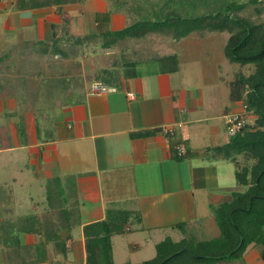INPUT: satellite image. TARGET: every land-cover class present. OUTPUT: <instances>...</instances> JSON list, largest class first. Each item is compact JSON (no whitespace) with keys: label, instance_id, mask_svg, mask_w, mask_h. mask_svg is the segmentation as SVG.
Wrapping results in <instances>:
<instances>
[{"label":"crops","instance_id":"1","mask_svg":"<svg viewBox=\"0 0 264 264\" xmlns=\"http://www.w3.org/2000/svg\"><path fill=\"white\" fill-rule=\"evenodd\" d=\"M16 1L0 0V19L4 18L0 27V233H11L12 238L24 233L19 237L27 248H35L41 237L26 233H63V243L54 245V251L48 247V255L53 254L43 264H86L84 227L115 212L129 216L125 228L129 233H175V239L170 237L174 242L219 239L217 210L243 189L237 184L233 163L209 158L204 151L210 147L196 143L207 128L204 122L224 120L233 113L249 117L242 103L230 100V89L228 101L219 102L222 86L229 88L231 80L220 76L210 90L205 85L191 89L185 80L194 77L195 65L186 63L188 55L180 44L187 42L191 59L198 57L207 32L181 39L151 34L130 39L127 48L118 43L106 50L104 36L134 22L128 15L130 6L85 0L20 11ZM19 31L24 43L36 38L45 44L43 56L49 58L51 68L59 73L62 67L61 73L70 78L68 86L51 90V107L40 114L35 108L25 115L16 113L21 111L17 92L44 87L42 73L32 72L36 65L20 55L6 54L7 46H16ZM193 35L197 40L189 39ZM93 46L98 47L96 56L77 63L68 52L72 47ZM116 49L118 56L133 53L132 60L114 59ZM28 72L32 79L24 80ZM112 72L117 75L109 77ZM101 74L107 78L103 80ZM96 84L116 91L94 93ZM129 93H134V99ZM167 128L173 133L166 134ZM209 134L213 140V131ZM229 140L228 136L211 147ZM180 144L187 148L185 156L177 151ZM224 162L234 165L231 174ZM54 181L57 187L51 186ZM49 187L77 190L73 203L65 195L63 209L74 212L78 226L68 228L62 214L49 209L44 198ZM76 231L80 239L73 236ZM8 251L0 245L1 264ZM219 263L264 264V257L260 249L250 248L239 260Z\"/></svg>","mask_w":264,"mask_h":264},{"label":"trees","instance_id":"2","mask_svg":"<svg viewBox=\"0 0 264 264\" xmlns=\"http://www.w3.org/2000/svg\"><path fill=\"white\" fill-rule=\"evenodd\" d=\"M84 1L17 0L16 8L27 11ZM112 1L115 6H130L132 13L128 15L134 22L122 31L108 34H114L115 38L105 40L103 47L106 50L125 38L140 40L157 33L174 34L176 39L195 32L229 33L225 57L230 63L239 65L235 79L229 84L230 100L242 103L247 117L252 119V124H247L242 132L230 137L229 143L204 151L213 160L233 163L237 184L244 188V191L234 193L231 202L217 210L220 238L207 243L187 238L174 242L167 238L157 245L156 257L142 264H218L239 260L250 248L260 249L264 257V23L241 14L250 7L263 5L264 0L227 3L226 10L219 6L218 0ZM57 52L64 53L60 49ZM240 156L242 158L239 160ZM57 185L56 181L51 184L53 187ZM61 192L58 193V196L63 194V205L60 203L61 209H58L62 214L61 219L65 220L68 228L76 227L79 222L74 220V212L63 209L66 194ZM54 198L55 195H48V199ZM49 203V206L56 208L53 201ZM128 221L127 214L115 212L105 221L84 227L86 264H115L112 238L126 233ZM10 234L0 233V245L11 251L5 254V264H18L21 260L23 263L26 261L25 264H43L51 256L48 255V247L63 243V233H26L41 237V242L35 248H27L22 247L19 237L24 233H18L14 238ZM66 234L70 236L71 233ZM19 249L27 258L20 261L15 258Z\"/></svg>","mask_w":264,"mask_h":264},{"label":"rangeland","instance_id":"3","mask_svg":"<svg viewBox=\"0 0 264 264\" xmlns=\"http://www.w3.org/2000/svg\"><path fill=\"white\" fill-rule=\"evenodd\" d=\"M218 1H219V6L222 5V7L226 10L227 3H231V2L246 3L249 0H218ZM259 8L261 9L260 12H259ZM241 14H242V16L244 14H246V16L251 17L253 20H255L257 22H263L264 23V4L258 5L257 8L250 7L244 13H241ZM3 22H4V18L0 19V27L3 24ZM20 34L21 33L19 31V33L17 34L16 41H15V43H17V44H15L16 45L15 47L10 48V46H7L6 48L9 50L7 51L6 48H3V50H4V52L7 51L6 54H12V55L17 56V57H18V55H20L24 59H28L31 66L36 65V67L32 69V72L40 71L42 73V77L40 80L42 81V85L44 87L37 88L33 92H29V91H27V89H24V90L19 89L20 91H19V93L17 92L16 96H18L20 98V104L21 105H20L19 109L21 111L17 110L16 113H18L19 115H20V113L21 114L23 113L25 115L26 110H28V112H29V111H31V110H29L30 108H32V109L35 108V109H40V110H37V113L39 112V114H40L42 111H47L50 109V107H51L50 99L53 96L51 94L52 91L59 89L60 87L64 86V84H66V83L68 86L69 85L68 82L70 83V78L65 74V72H62L65 75L61 73L62 67H61V69L58 68L59 73H57L58 72L57 70H56L57 72H55V69L51 68L49 61H48L49 58L48 57L44 58V56H43L44 51L47 49L45 44H41L40 42H38L36 40V38L31 39V40H35V41L24 43L22 41L24 39V37H22ZM206 34H207V36H206L204 42H202V41L200 42V44L202 46V48H201L202 52H200L198 54V57L196 56L193 59H191V45L189 47L185 46V44L187 42H182L180 44V45H182L181 48L183 50L185 49V55H188V61L186 63L191 64V66L195 65V67L193 68V73H195L194 77H188L185 79L187 82L190 83L189 86L191 87V89L200 90V88L204 87V85H205L210 90V88L215 87L214 83L215 82L217 83V78L220 76H223L226 80L233 81V79H235V75L239 69V65L230 63L229 60L225 57L224 49H225L226 43L230 37V34L226 33V32L225 33H217V32H213V33L209 32L208 33L207 32ZM166 35H169V34L166 33ZM24 36H26V34ZM105 36H106V38L104 39V41L106 39L110 41L111 39L115 38L114 34H111L110 36H107V35H105ZM173 36H174V34H173ZM191 38L194 40H197V37L195 35L191 36L189 39H191ZM18 39L20 40V42L18 41ZM129 41H130V39L125 38L124 41L120 42L121 43L120 45L125 46V45H127V43ZM18 43H20V44H18ZM123 43H125V45H123ZM127 47H128V45L126 46V48ZM72 48L73 49L68 50V52L70 53V55H72L73 62L77 63L81 59L85 60L86 57H88V59L95 57L96 53L94 50H96L98 47L93 46L91 48H83V49L78 48V47H72ZM101 50H103V49H101ZM101 50H100V52H101ZM120 50L121 49H119V51ZM103 52H104V50H103ZM32 54H34L33 59H31ZM132 54L133 53H129V55L120 54L118 56V50L116 49V51H114V54H113L114 56L113 55H111V56H113L114 59L122 56L123 60L126 61L128 59L132 60V57H133ZM111 56H109V57H111ZM120 59L118 61H120ZM58 63H60V62H58ZM108 70L112 71V69H108ZM116 75L117 74L115 72H112V73H110L109 77H113ZM23 76H24V80L32 79L30 77L31 75L29 74V72L25 73ZM37 76H39V74H37ZM78 77H79V75H78ZM100 77H102V79L104 80V78H107V75L101 74ZM49 85H52V86H49ZM57 85L59 88H56ZM45 87H46V89H45ZM228 93H229V88L226 86L225 87L222 86L221 94L219 96L220 97L219 102L224 103V102L228 101L227 100L228 98L225 100ZM5 96H7V95H5ZM221 96H222V98H221ZM246 119H247V124H252V119L250 117L246 118ZM223 124H224V120H221V119L212 120L209 123L204 122L203 125H204V127H207V128L203 129L202 137H200L201 140L198 141L196 144L199 145V143H200L199 146L202 148V146H204V145L211 147L213 145H218L221 142H223V139H226L228 137L226 135L227 134L226 130L224 131L225 126H223ZM210 130H211V132L213 131L212 136L215 137L213 140L210 139V136H211L209 134ZM214 133L218 134V137ZM241 158L242 157L240 156L239 160ZM224 165H226V167H228V169L230 170V174H231V171H234V169H235L234 165H230L228 162H224ZM230 182L233 186H236V184H234V180L232 182V179H231ZM72 188H75V186H73ZM240 188L243 189L242 191H244L243 187H240ZM72 190L70 188H69V190L68 189L64 190V192L66 193L68 202H70V203H73L74 198H76L78 196L77 190L76 189H74V191H72ZM44 192H45L44 198H46L48 203L50 201H53L54 204L56 203L58 205L59 202H61V200L63 199L62 198L63 194L60 195L61 197L58 196V193H63V192H61L60 189L54 190L51 187H49ZM49 194L55 195V198L54 199H48ZM55 207L56 208H52L50 206L49 209H55V210L59 211L58 210L59 206H55ZM72 234L76 239L81 238V234L79 232L72 233ZM174 234L175 233H140V232H136V231L134 232L133 231L132 233L126 232L123 235H116L112 238L114 263L115 264H124V263L131 262L133 264H141L144 261L151 260L154 257H156V255H157L156 245L165 238L171 237L172 239H175L176 236H174ZM156 237H160V238H156ZM4 239H6V238L4 237ZM54 245L55 244H51L49 246V248L53 251H54ZM12 247H14V246H12ZM136 247H138V249H135ZM9 253H11V251H8V254ZM16 253H15V258L18 259V261H20L21 259L27 258L26 257L27 255L24 254L21 251V249H19V251ZM50 254L52 255L53 253L51 252ZM25 262L23 263V261L21 260L20 262H18V264H25ZM218 264H221V263H218Z\"/></svg>","mask_w":264,"mask_h":264},{"label":"built area","instance_id":"4","mask_svg":"<svg viewBox=\"0 0 264 264\" xmlns=\"http://www.w3.org/2000/svg\"><path fill=\"white\" fill-rule=\"evenodd\" d=\"M116 89L114 88H109L106 85L103 84H96L93 87V92L94 93H106V92H115ZM128 97L130 99H134L135 95L134 93H129ZM247 125V119L244 115L242 114H229L224 117V126L226 133L229 137H234L238 133L242 132V130L245 128ZM181 126V124H179ZM166 134H172L173 130L172 128H167L165 130ZM177 151L180 156H185L187 154V148L185 144H180L177 146Z\"/></svg>","mask_w":264,"mask_h":264}]
</instances>
